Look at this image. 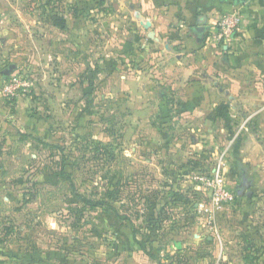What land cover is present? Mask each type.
<instances>
[{
    "label": "rangeland",
    "instance_id": "374dc122",
    "mask_svg": "<svg viewBox=\"0 0 264 264\" xmlns=\"http://www.w3.org/2000/svg\"><path fill=\"white\" fill-rule=\"evenodd\" d=\"M96 1L0 0V264H264V171L248 169L252 203L236 199L209 224L210 193L193 177L221 156L196 121L181 122L157 69L127 56V21Z\"/></svg>",
    "mask_w": 264,
    "mask_h": 264
},
{
    "label": "crops",
    "instance_id": "0c3cea01",
    "mask_svg": "<svg viewBox=\"0 0 264 264\" xmlns=\"http://www.w3.org/2000/svg\"><path fill=\"white\" fill-rule=\"evenodd\" d=\"M78 1V9H86L83 6L87 0ZM96 3L89 8L105 6L113 11V18L127 21L129 29L123 32L125 53L142 60L144 68L151 64L157 69L161 84L168 83L173 98L182 106L181 122L196 121L210 143L206 149L217 151V158L222 153L232 155L230 163L237 167L240 187L250 185L244 196H239L236 189L237 204L252 203L250 190L256 182L247 175L248 169L264 171V0ZM235 11L242 14L243 22L234 41L210 43L215 23ZM215 139H220L223 151ZM117 242L115 249H119Z\"/></svg>",
    "mask_w": 264,
    "mask_h": 264
},
{
    "label": "built area",
    "instance_id": "2783aa9c",
    "mask_svg": "<svg viewBox=\"0 0 264 264\" xmlns=\"http://www.w3.org/2000/svg\"><path fill=\"white\" fill-rule=\"evenodd\" d=\"M243 22L242 14L231 12L223 15L214 25L213 31L209 34V42L213 44H224L234 41ZM226 153L222 154L218 163L214 167L211 175L206 173L196 174L193 179L195 183L202 185L210 193V203L201 205V210L209 217V224L214 222L215 215L225 206L233 203L237 199V194L228 188L225 179L226 163L224 162ZM214 229L215 227H210ZM217 231V230H215Z\"/></svg>",
    "mask_w": 264,
    "mask_h": 264
},
{
    "label": "trees",
    "instance_id": "16d2710c",
    "mask_svg": "<svg viewBox=\"0 0 264 264\" xmlns=\"http://www.w3.org/2000/svg\"><path fill=\"white\" fill-rule=\"evenodd\" d=\"M96 143V142H95ZM97 145H102L101 142H97L96 143ZM45 145H47V143H45ZM51 148H57V149H60L59 146H55V145H47ZM62 151L64 152V149H62ZM67 160H68V157L66 155H63L62 157V161H61V173H60V177L61 179H64L66 181H69L71 182L72 179H71V175L70 173H68L66 171V168L68 166L67 164ZM204 170H200V173H202ZM113 181V180H112ZM237 194V193H236ZM113 195V193H112ZM238 196V195H237ZM238 199V198H237ZM81 200L84 202L85 204V207L88 208L89 210H100L102 211L104 214H112L116 220H119L120 222H124V221H130L129 217L127 215H123L122 213H120L119 209L116 208L115 206L111 205V204H108L104 199H101V200H91V199H87L85 197H82ZM185 204H190L191 208H194L195 207V203H190L189 201L185 202ZM195 216L192 217V219L194 220ZM119 225V224H118ZM119 227V226H118ZM134 233V241L136 244H138L140 246V248L146 253V254H149L148 251H147V247H146V244L144 243L143 240H141L139 237H138V233L139 231H133ZM211 243V242H209ZM118 248H116L117 250ZM261 249L264 250V241L261 243ZM254 260L257 261L258 260V257H254Z\"/></svg>",
    "mask_w": 264,
    "mask_h": 264
},
{
    "label": "water",
    "instance_id": "95a60500",
    "mask_svg": "<svg viewBox=\"0 0 264 264\" xmlns=\"http://www.w3.org/2000/svg\"><path fill=\"white\" fill-rule=\"evenodd\" d=\"M249 0H235L236 3H246ZM199 32H201V30L203 29H197ZM17 69L16 65H11L9 67L8 70H6L4 72V77L7 78L8 76H10L15 70ZM250 187V185H243L240 189H238V195L239 196H244L246 194V191L248 190V188ZM250 195V194H249ZM212 240V239H210Z\"/></svg>",
    "mask_w": 264,
    "mask_h": 264
}]
</instances>
